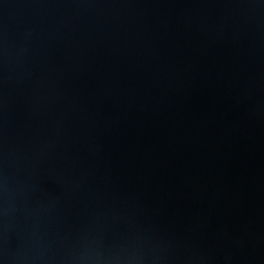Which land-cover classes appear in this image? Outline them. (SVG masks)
Segmentation results:
<instances>
[{
	"label": "water",
	"instance_id": "1",
	"mask_svg": "<svg viewBox=\"0 0 264 264\" xmlns=\"http://www.w3.org/2000/svg\"><path fill=\"white\" fill-rule=\"evenodd\" d=\"M0 264H264V0H0Z\"/></svg>",
	"mask_w": 264,
	"mask_h": 264
}]
</instances>
